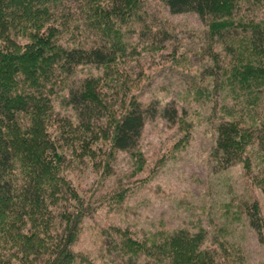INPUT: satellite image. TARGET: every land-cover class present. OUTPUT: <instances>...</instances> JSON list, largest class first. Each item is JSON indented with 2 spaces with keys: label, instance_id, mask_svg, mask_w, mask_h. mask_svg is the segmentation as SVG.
Wrapping results in <instances>:
<instances>
[{
  "label": "trees",
  "instance_id": "1",
  "mask_svg": "<svg viewBox=\"0 0 264 264\" xmlns=\"http://www.w3.org/2000/svg\"><path fill=\"white\" fill-rule=\"evenodd\" d=\"M162 2L170 14L195 13L220 47L207 54L213 65L205 69L207 82L195 97L210 99L220 89L232 100L220 106L223 119L216 127L213 156L221 168L231 166L251 138L264 152V19L238 17L243 6L247 14L264 9V0ZM139 5V0H0V264H96L73 244L102 198L66 176L67 158L99 166L97 155L105 150L99 141L111 150L133 151L147 120H177L172 104H141L126 87L110 97L103 77L74 79L82 66L107 68L134 53L130 37L149 30ZM222 54L230 56L224 63ZM64 92L77 121L61 119L64 124L56 126L52 102ZM258 103L259 119L251 115ZM242 113L254 121L256 136L239 123ZM247 216L261 236L257 204ZM118 230L108 226L107 243L115 249L112 234L121 235L117 252L135 257L125 264H214L197 251L200 232L151 241L146 254L145 241Z\"/></svg>",
  "mask_w": 264,
  "mask_h": 264
},
{
  "label": "rangeland",
  "instance_id": "2",
  "mask_svg": "<svg viewBox=\"0 0 264 264\" xmlns=\"http://www.w3.org/2000/svg\"><path fill=\"white\" fill-rule=\"evenodd\" d=\"M139 2L149 30L130 37L134 53L107 68L82 66L74 79L106 78L108 96H119L126 87L141 104L154 101L160 108L172 104L178 118L174 123L161 116L147 120L133 151L111 150L99 141L105 149L97 155L99 166L92 167L87 158H67L66 176L102 198L93 216L83 221L73 249L80 255L88 252L96 264H125L129 255L116 250L120 247L116 236L121 235L112 234L115 249L110 250L108 226L132 240L145 241L146 254L151 241L167 242L173 234L200 232L197 251L207 253L214 264H264V152L251 138L238 149L239 158L221 168L213 156L216 127L223 119L220 106L232 100L220 89H214L210 99L195 97L196 88L207 82L202 77L205 69L213 65L207 54L221 51L220 47L195 13L170 14L162 0ZM241 8L238 17L264 19V9L247 14ZM224 57L230 56L222 54L221 63ZM64 94L52 102L56 126L64 124L61 119L73 125L77 121L64 104ZM261 112L258 103L251 115L259 119ZM248 115L239 114L237 119L256 136V125ZM254 203L262 220L261 236L248 221V208Z\"/></svg>",
  "mask_w": 264,
  "mask_h": 264
}]
</instances>
